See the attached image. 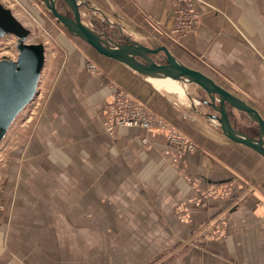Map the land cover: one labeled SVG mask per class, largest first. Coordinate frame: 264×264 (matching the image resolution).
<instances>
[{
	"label": "crops",
	"instance_id": "1",
	"mask_svg": "<svg viewBox=\"0 0 264 264\" xmlns=\"http://www.w3.org/2000/svg\"><path fill=\"white\" fill-rule=\"evenodd\" d=\"M0 1L26 22L25 0ZM79 2L83 14L87 10L96 15L84 20L95 30L116 42L168 46L179 60L213 77L264 117V0ZM185 8L197 14V20L189 31L179 34L176 27ZM79 40L87 59L97 67L92 99L106 101L114 89L127 91L163 120L151 128L119 125L116 139L129 146L130 167L141 166L137 172L147 180V204L152 203L157 215L151 218L171 224L178 220L174 228L167 226L171 233L177 230L178 236L196 238L192 239L195 245L179 249L193 252L195 261L180 263L264 264V156L228 137L206 102L201 107L198 101L168 93L181 92L180 85L155 82ZM229 112L239 131L257 136L259 125L247 113L234 107ZM173 131L197 148L183 151L176 159L175 147L180 145L168 137ZM225 188L229 193H220ZM179 214L188 221L181 222ZM218 221L225 237L204 235L214 224L217 233ZM12 249L0 247V264H27Z\"/></svg>",
	"mask_w": 264,
	"mask_h": 264
},
{
	"label": "rangeland",
	"instance_id": "2",
	"mask_svg": "<svg viewBox=\"0 0 264 264\" xmlns=\"http://www.w3.org/2000/svg\"><path fill=\"white\" fill-rule=\"evenodd\" d=\"M25 3L24 25L31 29L27 41L46 46V61L35 97L0 139V247L10 246L27 264L195 261L193 252L179 249L195 245L196 238L171 233L167 226L174 228L178 220L171 224L151 218L157 215L147 204V180L137 172L141 166L130 167L129 146L117 141L118 128L106 126L117 89L106 101L92 99L97 67L79 45L80 37L57 22L43 0ZM58 4L72 13L63 0ZM81 11L83 20L96 16L87 10L83 14V5ZM16 41L11 34L0 37V58L17 57ZM165 58L163 52L155 55L160 62ZM170 84L182 87L181 92L168 89L170 95L198 101L201 107L209 99L194 82ZM168 137L180 145L176 159L197 148L192 141L188 148L186 139ZM178 218L188 221L183 214ZM220 222L217 233L214 224L204 235L224 238Z\"/></svg>",
	"mask_w": 264,
	"mask_h": 264
},
{
	"label": "water",
	"instance_id": "3",
	"mask_svg": "<svg viewBox=\"0 0 264 264\" xmlns=\"http://www.w3.org/2000/svg\"><path fill=\"white\" fill-rule=\"evenodd\" d=\"M58 1L43 0L57 22L62 23L68 32L80 37L100 53L127 64L145 76L169 77L198 84L208 94L206 103L217 112L211 116L221 123L227 136L264 156V117L255 106L207 73L179 60L168 46H151L136 40L116 42L114 38L86 24L82 18L79 0H63L71 9V14L61 11ZM30 33L31 29L14 15L11 8L0 1V36L14 35L18 49L16 58L5 55L0 59V139L38 91L46 61V46L43 43L28 42ZM159 52L166 55L164 61L155 59ZM229 107L247 113L259 125L257 136L241 132L233 125Z\"/></svg>",
	"mask_w": 264,
	"mask_h": 264
},
{
	"label": "built area",
	"instance_id": "4",
	"mask_svg": "<svg viewBox=\"0 0 264 264\" xmlns=\"http://www.w3.org/2000/svg\"><path fill=\"white\" fill-rule=\"evenodd\" d=\"M185 10L186 8L180 14L179 23L176 27V31L179 34H185L189 31L197 20V14L190 11L185 12ZM132 99L125 92H116L112 96V101L109 105V114L107 113L105 118V123L109 130L114 131L119 125L145 126L151 128L155 120L163 123V120H158V116L153 111L137 100ZM171 136L177 141L185 140L174 131ZM186 146L190 148L194 144L187 141Z\"/></svg>",
	"mask_w": 264,
	"mask_h": 264
},
{
	"label": "bare ground",
	"instance_id": "5",
	"mask_svg": "<svg viewBox=\"0 0 264 264\" xmlns=\"http://www.w3.org/2000/svg\"><path fill=\"white\" fill-rule=\"evenodd\" d=\"M155 82H161V83H170L169 80H173V81H177V79H172L169 77H166L167 79H165L164 77H151Z\"/></svg>",
	"mask_w": 264,
	"mask_h": 264
},
{
	"label": "flooded vegetation",
	"instance_id": "6",
	"mask_svg": "<svg viewBox=\"0 0 264 264\" xmlns=\"http://www.w3.org/2000/svg\"><path fill=\"white\" fill-rule=\"evenodd\" d=\"M58 6H59V4H58ZM59 9H60L61 11H63L60 7H59ZM63 12H64V11H63ZM70 14H71V13H70ZM0 37H2V36H0ZM7 40H9V38H8ZM4 56H5V55H4ZM7 56H8V55H7ZM2 57H3V56H2ZM2 57H1V58H2ZM8 57H9V56H8ZM1 58H0V59H1ZM10 58H11V57H10Z\"/></svg>",
	"mask_w": 264,
	"mask_h": 264
}]
</instances>
